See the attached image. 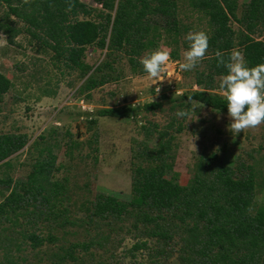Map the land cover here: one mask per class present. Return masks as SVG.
<instances>
[{"label": "rangeland", "instance_id": "1", "mask_svg": "<svg viewBox=\"0 0 264 264\" xmlns=\"http://www.w3.org/2000/svg\"><path fill=\"white\" fill-rule=\"evenodd\" d=\"M81 1L102 9L94 0ZM248 1L238 0V13ZM177 3L178 18L191 26L190 31L206 30V18L201 13L191 9L187 0ZM6 12L7 6L0 2V17ZM9 19L16 27L25 28L16 17L11 15ZM159 47L167 46L161 40ZM186 50L179 44V59L170 58L157 81L148 74H133L123 53L108 55L106 49L87 46L85 62L92 70L101 67L95 74L109 73L111 81L86 91L79 71L55 64L52 52L31 39L25 30L15 37L13 44L0 32V72L12 82L3 96L0 133L27 136L22 149L0 162V178L25 180L37 160L52 155L55 169L50 179L65 187L56 203L60 212L56 220L48 218L47 205L37 202L9 212L7 217L14 223L0 218V264H182V228L188 223L181 224L171 212H164L159 221L168 229L167 240L146 236L141 223L133 226L131 214L122 219H99L89 212L91 201L101 195L130 201L132 169L136 164L146 165L144 158L136 154L146 146L157 145V130L168 131L172 136L165 158L169 164L166 177L172 182L189 184L198 159L215 154L217 162L235 169L253 166L258 183L256 200L264 199V123L233 135L228 130L227 113L197 101L174 100L181 95L176 90L183 94L195 86L200 89L195 84V71L202 69L204 62L191 71H181L179 63L183 62L182 53ZM216 79L220 83L221 77ZM151 101L162 102V109L140 110L131 118L97 114L103 108L141 107ZM178 110L188 111L189 116L177 117ZM93 119L95 123H91ZM143 127L149 128L151 134H146ZM8 193L7 187H0V202ZM27 232L44 238L53 234L57 240L33 248L24 238ZM141 242H146V247L133 248ZM73 243H88L90 247H78L74 259L60 262L57 255Z\"/></svg>", "mask_w": 264, "mask_h": 264}, {"label": "trees", "instance_id": "2", "mask_svg": "<svg viewBox=\"0 0 264 264\" xmlns=\"http://www.w3.org/2000/svg\"><path fill=\"white\" fill-rule=\"evenodd\" d=\"M102 9L87 6L80 0H0L7 12L0 17V32L7 42L25 30L31 39L52 52L51 59L66 68L78 70L84 79L83 88L91 91L111 81L109 73L96 75L101 67L92 70L85 62L87 46L106 49L108 55L121 52L127 57L131 72L145 75L139 63L140 56L160 46V41L170 50L172 60L179 59V44L189 47L183 38L192 28L178 18L177 0H94ZM191 9L206 18L205 32L210 37L209 48L202 69L195 71L198 90L187 91L174 100L181 103L197 101L217 112L227 113L225 97L212 92L219 89L217 77L227 74L218 65L215 53L219 50L227 60L231 51L241 49L247 65L264 63V0H249L242 5L238 0H187ZM69 3L74 6L66 10ZM14 16L25 24L16 27L9 19ZM82 16V18H79ZM232 23L236 24V28ZM104 65L109 66L108 63ZM12 86L11 80L0 72V111L3 96ZM162 102L151 101L141 107L123 105L103 108L99 116L131 118L140 111L162 109ZM93 119L91 123H95ZM146 134L149 128L143 127ZM158 143L145 147L136 154L146 165L136 164L132 169L131 198L123 202L110 196H98L90 205V214L99 219H122L126 214L134 217V227L141 223L144 234L164 240L170 238L167 228L159 221L164 212H171L185 224L182 228V264H261L264 262V199L256 200V173L253 166L230 165L217 162L215 154L200 157L193 179L179 185L166 177L169 164L165 160L172 136L168 131L157 130ZM166 136L168 139L165 140ZM27 136L22 133H0V162L22 149ZM37 160L25 180L0 178V187L9 193L0 202V218L9 212L26 209L31 202L48 206V218L60 216L56 203L64 190L60 181H52L54 158ZM246 169V172L243 170ZM189 220V222H188ZM24 238L38 248L44 242L54 243L57 238L49 234L44 238L27 232ZM88 249L90 244L73 243L63 248L58 260L74 259L76 248ZM146 247V242L136 243L134 249Z\"/></svg>", "mask_w": 264, "mask_h": 264}, {"label": "clouds", "instance_id": "3", "mask_svg": "<svg viewBox=\"0 0 264 264\" xmlns=\"http://www.w3.org/2000/svg\"><path fill=\"white\" fill-rule=\"evenodd\" d=\"M25 4L29 0H23ZM74 5L69 3L66 10ZM188 49L182 53L183 62L179 63L181 71L193 70L205 57L209 48L210 37L203 30L190 31L186 35ZM218 65L227 69V74L220 79L219 89L227 100V114L230 118L228 130L233 134L243 133L264 123V63L249 67L244 55L233 49L227 60L219 50L215 53ZM170 60L167 47H157L140 58L139 63L150 77L160 81ZM159 93L160 89L157 88ZM177 117H188L189 112L178 110Z\"/></svg>", "mask_w": 264, "mask_h": 264}, {"label": "built area", "instance_id": "4", "mask_svg": "<svg viewBox=\"0 0 264 264\" xmlns=\"http://www.w3.org/2000/svg\"><path fill=\"white\" fill-rule=\"evenodd\" d=\"M80 1H81V0H80ZM99 7L102 8L101 4H99ZM173 90H175V88H173ZM193 90H198L197 86H195V89H193ZM175 92H176V94H182V93H181L182 91H178V90H176ZM212 92L217 93V94L221 95L222 97H225L224 93L221 92L220 89L212 90Z\"/></svg>", "mask_w": 264, "mask_h": 264}]
</instances>
